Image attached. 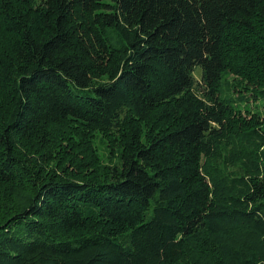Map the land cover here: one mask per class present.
Instances as JSON below:
<instances>
[{"label": "trees", "instance_id": "1", "mask_svg": "<svg viewBox=\"0 0 264 264\" xmlns=\"http://www.w3.org/2000/svg\"><path fill=\"white\" fill-rule=\"evenodd\" d=\"M0 264H264V0H0Z\"/></svg>", "mask_w": 264, "mask_h": 264}, {"label": "rangeland", "instance_id": "2", "mask_svg": "<svg viewBox=\"0 0 264 264\" xmlns=\"http://www.w3.org/2000/svg\"><path fill=\"white\" fill-rule=\"evenodd\" d=\"M200 73H201V68L200 67H196V69L194 70V74H195V76L197 77V78H199V76H200ZM228 75V76H227ZM226 77H228L229 79H231V78H233V74L232 73H230V74H226ZM225 78V77H224ZM224 81V80H223ZM224 93H225V91H224ZM252 99V98H251ZM251 101H253V100H251ZM255 102L259 105V109L261 108H263L262 106H263V104H262V102H261V100H259V99H257V100H255ZM251 104H254V102H250ZM95 145H97L98 146V148H99V151L102 153L103 152V148H102V144H101V140H100V137H97L96 139H95ZM110 157H111V160H114L115 161V159L117 158V154L116 153H113V154H111L110 155ZM114 161H112V162H114Z\"/></svg>", "mask_w": 264, "mask_h": 264}]
</instances>
